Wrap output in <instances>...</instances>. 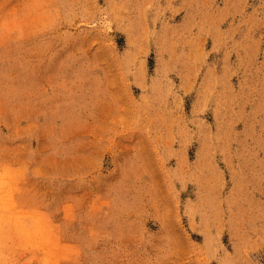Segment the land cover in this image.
<instances>
[{
    "label": "rangeland",
    "instance_id": "374dc122",
    "mask_svg": "<svg viewBox=\"0 0 264 264\" xmlns=\"http://www.w3.org/2000/svg\"><path fill=\"white\" fill-rule=\"evenodd\" d=\"M0 264H264V0H0Z\"/></svg>",
    "mask_w": 264,
    "mask_h": 264
}]
</instances>
